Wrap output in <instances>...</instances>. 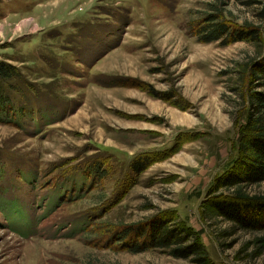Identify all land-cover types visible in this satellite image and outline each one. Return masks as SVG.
<instances>
[{
    "label": "rangeland",
    "instance_id": "1",
    "mask_svg": "<svg viewBox=\"0 0 264 264\" xmlns=\"http://www.w3.org/2000/svg\"><path fill=\"white\" fill-rule=\"evenodd\" d=\"M211 13L259 41L199 43L191 27ZM262 13L264 0H0V59L21 73L0 115V264H203L197 243L205 264H264V229L211 210L232 193L214 181L238 158ZM245 193L264 198V183ZM167 229L171 247H153Z\"/></svg>",
    "mask_w": 264,
    "mask_h": 264
},
{
    "label": "trees",
    "instance_id": "2",
    "mask_svg": "<svg viewBox=\"0 0 264 264\" xmlns=\"http://www.w3.org/2000/svg\"><path fill=\"white\" fill-rule=\"evenodd\" d=\"M262 18H264V13H262ZM191 34L199 43L218 42L222 46L239 42L256 43L260 38L259 29L250 25L233 24L220 13L205 15L192 25ZM253 69L252 75L254 79H258L254 82L256 87L250 91L249 97L247 99L243 97L242 106L247 110V120L242 129L238 158L214 181L216 189H225L232 193L228 196L214 197L211 210L218 212L217 217L225 218L240 228L261 230L264 229V198H253L245 192L247 188L264 183V92L258 91L263 86L259 87L258 82H264V55ZM20 77L21 73L16 67L0 59V115L7 116L11 109L10 90H6V86ZM139 172H142V169ZM123 235L126 236L124 233ZM122 236L121 240H123ZM171 236L175 238L174 231L165 230L164 236L159 235L152 246L171 247L167 244V238ZM181 240H174L173 244H179ZM136 246L139 245L133 246L132 252L140 253L146 250L140 247L135 249ZM189 251H191L190 255L202 254L198 261L205 264V251L200 244H195ZM183 252L182 248L175 249L174 256L187 258L188 255H184Z\"/></svg>",
    "mask_w": 264,
    "mask_h": 264
}]
</instances>
